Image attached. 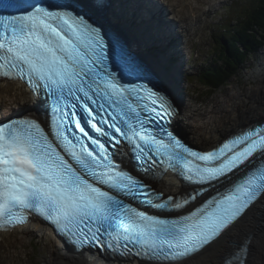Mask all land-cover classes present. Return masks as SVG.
<instances>
[{
  "label": "snow or ice",
  "instance_id": "snow-or-ice-1",
  "mask_svg": "<svg viewBox=\"0 0 264 264\" xmlns=\"http://www.w3.org/2000/svg\"><path fill=\"white\" fill-rule=\"evenodd\" d=\"M143 6L0 0V78L23 81L50 112L0 122V231L39 217L80 254L189 264L226 242L222 264H248L264 236V219L240 230L264 204V122L210 151L185 146L160 82L107 23ZM168 171L198 187L165 197L146 178Z\"/></svg>",
  "mask_w": 264,
  "mask_h": 264
},
{
  "label": "bare ground",
  "instance_id": "bare-ground-1",
  "mask_svg": "<svg viewBox=\"0 0 264 264\" xmlns=\"http://www.w3.org/2000/svg\"><path fill=\"white\" fill-rule=\"evenodd\" d=\"M166 0L168 7L175 14L179 23L185 22L187 10L194 13L196 7L188 0ZM175 74L167 75V80L170 82L171 77ZM252 79H263L264 69L256 70L251 75ZM177 98L178 114L175 118V126L180 131L182 136L191 142L193 145L209 149L214 147L224 136L230 133L233 128H236L240 123L245 122L246 118H261L264 115V88H251L247 94L239 95L237 102L231 106L223 107L217 116L209 119L202 125L191 126L185 121L189 117L197 119L199 114L193 113L188 115L187 101L183 93L178 88H173ZM247 95V96H246ZM0 106L2 107L0 114H9L11 111L15 113H33L37 107L32 103L28 94L18 84H0ZM12 107V108H10ZM14 107V108H13ZM185 109V110H184ZM208 114L210 112H207ZM249 114H259L258 116L245 117ZM206 116V115H204ZM262 119V118H261ZM200 120V119H199ZM199 143V144H198ZM158 188L166 194L178 193L180 187L171 179H164L159 183ZM264 219V209L257 211L255 216H249L246 221V226L240 230L255 231L257 222ZM36 240V244L41 246L40 250L45 254L36 262L27 261L28 264H138L137 260L116 261L100 257L98 254H73L64 247L52 231L43 225L33 224L29 226L15 229L12 233L0 234V264H6L8 261L13 264H20L19 261H13L10 258V253L15 251L18 246L24 247L25 251L29 243ZM26 241V242H25ZM227 251V244L221 245L208 250L202 255L192 259L189 264H222V259ZM27 256V254H25ZM251 258L253 264H264V236L257 234V238L253 240L251 246Z\"/></svg>",
  "mask_w": 264,
  "mask_h": 264
},
{
  "label": "rangeland",
  "instance_id": "rangeland-1",
  "mask_svg": "<svg viewBox=\"0 0 264 264\" xmlns=\"http://www.w3.org/2000/svg\"><path fill=\"white\" fill-rule=\"evenodd\" d=\"M188 1H191L196 7L195 14L190 12V10L186 11L187 15L185 16H187V19L182 24L185 30H187V33L193 38L191 39L192 45L190 48L192 51L191 65H193V70H189L193 80L188 85V94L183 95L187 101L186 111L188 115L191 116L195 113L199 115L202 114V116H198L197 119H195V117H189L185 122L191 126H198L217 116L221 109L229 105L233 106L237 102L239 95L247 94L249 89H257L259 86L264 88V78L262 80L251 78V75L254 74L256 70L261 71L264 69V49L255 57L251 58L243 69L239 71L237 75L233 76L225 86L215 92H209L202 88L197 81L200 68L207 65L217 52L215 47L216 44L210 32L211 30H216V27L213 29V25H217L222 21L224 22L227 19V16L230 14L229 7L232 4L234 6L237 0ZM244 2L243 0V4ZM243 4H240V6ZM207 112L210 113L208 114ZM258 115L259 114H249L245 117ZM243 226L245 227L246 223L242 225V229H244ZM21 246H18L15 251L9 254L14 262L19 261L20 264H28L27 261L36 262L38 260L39 262V259L45 254V252L40 250L41 246L35 242L28 244L27 249L29 250L27 251ZM25 254H27V256ZM6 264H13V262L10 263L8 261Z\"/></svg>",
  "mask_w": 264,
  "mask_h": 264
},
{
  "label": "trees",
  "instance_id": "trees-1",
  "mask_svg": "<svg viewBox=\"0 0 264 264\" xmlns=\"http://www.w3.org/2000/svg\"><path fill=\"white\" fill-rule=\"evenodd\" d=\"M244 1L243 4L239 0L231 9L230 17L218 27L213 36L217 52L200 69L197 81L209 92L225 86L264 49V0ZM234 17L237 18L235 25Z\"/></svg>",
  "mask_w": 264,
  "mask_h": 264
},
{
  "label": "water",
  "instance_id": "water-1",
  "mask_svg": "<svg viewBox=\"0 0 264 264\" xmlns=\"http://www.w3.org/2000/svg\"><path fill=\"white\" fill-rule=\"evenodd\" d=\"M262 118V120L264 119V115L261 117ZM261 118H255V119H253V118H246L245 119V122H243V123H240L236 128H233V130L232 131H237V130H239V129H244L245 127H247V126H249V125H253V124H255V123H257V122H260L261 121ZM228 135V134H227ZM226 135V136H227ZM226 136H224L223 138H225ZM189 145H191V146H194L192 143H190L189 141H187V139H184ZM264 209V204H257L256 206H255V208L253 209V211H252V213L250 214V216H255V214H256V212L257 211H262ZM248 264H253L252 263V258H251V249H250V251H249V253H248Z\"/></svg>",
  "mask_w": 264,
  "mask_h": 264
}]
</instances>
